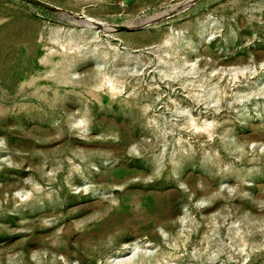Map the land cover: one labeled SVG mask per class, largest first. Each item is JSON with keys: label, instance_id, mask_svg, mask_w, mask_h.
<instances>
[{"label": "rangeland", "instance_id": "obj_1", "mask_svg": "<svg viewBox=\"0 0 264 264\" xmlns=\"http://www.w3.org/2000/svg\"><path fill=\"white\" fill-rule=\"evenodd\" d=\"M0 264H264V0H0Z\"/></svg>", "mask_w": 264, "mask_h": 264}, {"label": "bare ground", "instance_id": "obj_2", "mask_svg": "<svg viewBox=\"0 0 264 264\" xmlns=\"http://www.w3.org/2000/svg\"><path fill=\"white\" fill-rule=\"evenodd\" d=\"M101 25H103V24H101Z\"/></svg>", "mask_w": 264, "mask_h": 264}]
</instances>
